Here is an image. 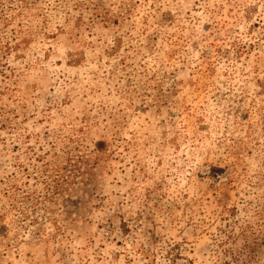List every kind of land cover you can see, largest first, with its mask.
Here are the masks:
<instances>
[{
  "label": "rangeland",
  "instance_id": "rangeland-1",
  "mask_svg": "<svg viewBox=\"0 0 264 264\" xmlns=\"http://www.w3.org/2000/svg\"><path fill=\"white\" fill-rule=\"evenodd\" d=\"M0 264H264V0H0Z\"/></svg>",
  "mask_w": 264,
  "mask_h": 264
}]
</instances>
